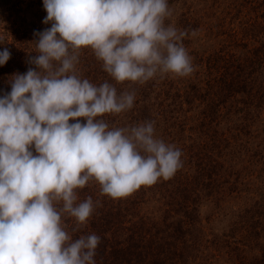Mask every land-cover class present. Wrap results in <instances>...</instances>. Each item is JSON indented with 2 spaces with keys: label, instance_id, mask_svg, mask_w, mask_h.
Here are the masks:
<instances>
[{
  "label": "trees",
  "instance_id": "trees-1",
  "mask_svg": "<svg viewBox=\"0 0 264 264\" xmlns=\"http://www.w3.org/2000/svg\"><path fill=\"white\" fill-rule=\"evenodd\" d=\"M218 1L199 4L203 16L195 9L182 16L185 44L198 27L224 40L214 49L201 44L194 71L174 76L176 84L164 83V76L117 84L90 49L80 51L81 78L135 92L131 109L101 119L110 127L153 121L157 138L182 153V166L170 178L125 197L101 195L94 182L77 190L78 202L92 198L93 213L75 232L74 220H63L73 240L100 237L95 264H264V0H230L225 14ZM0 10L6 13L0 16V50L10 52L0 66L4 94L14 74L35 67L29 63L37 54L34 32L51 25L42 23V0H1ZM235 10L244 12L236 25L219 32L224 15L231 19ZM204 208L209 213L203 217Z\"/></svg>",
  "mask_w": 264,
  "mask_h": 264
},
{
  "label": "clouds",
  "instance_id": "clouds-1",
  "mask_svg": "<svg viewBox=\"0 0 264 264\" xmlns=\"http://www.w3.org/2000/svg\"><path fill=\"white\" fill-rule=\"evenodd\" d=\"M42 3L51 26L34 32L35 67L0 94V264H95L100 237L73 240L63 220L71 217L75 232L93 213L92 198L78 202L77 190L94 182L101 195L125 197L170 178L182 153L157 138L153 121L110 127L101 119L131 109L135 92L81 78L80 51L90 49L117 84L185 77L194 71L187 31L165 24L168 0ZM9 58L0 50V66Z\"/></svg>",
  "mask_w": 264,
  "mask_h": 264
},
{
  "label": "rangeland",
  "instance_id": "rangeland-1",
  "mask_svg": "<svg viewBox=\"0 0 264 264\" xmlns=\"http://www.w3.org/2000/svg\"><path fill=\"white\" fill-rule=\"evenodd\" d=\"M197 1L198 0H175V1L173 0L171 2L169 1L170 3H168V7L171 10V15L166 18L165 24L166 25L172 24L177 29H180L183 27L182 16L191 17L190 11L192 9H195L199 13V16L200 15L203 16V14H205V12H206V8H204L202 5H199V4H203L202 2H206L208 4H205V5L208 6V5H210V3L213 0H209V1L204 0V1L199 2V3H197ZM219 3L222 4V6H223L222 14H225L227 7H229V8L231 7V9H232V5L234 4V1L219 0L218 2H216L214 4H219ZM4 10H0V16L6 15ZM243 13H241L240 11H237V10L232 11L231 19H228V18H230V16L224 15L225 18H222V21L224 23L221 25L222 27H221V30L219 29V32H222V31L227 30L231 27H234L238 21L237 20L238 17H240ZM180 22H181V24H180ZM227 22H228V24H226ZM195 33H196L195 35L191 34L189 36V39L186 41V44H185V41H183V44L186 46V48L189 49V51H190L189 55L192 57L193 60H194V52H196L198 50V48H200L201 44L204 45L203 47L209 46V49L210 48L214 49V48H216L215 47L216 45H218L219 43H222V42H220L221 40L222 41L224 40V37L219 38V36L214 37V40H213V38L210 39V37H207V36H209V32L204 30V29L201 30L199 27L197 28ZM202 38H207L208 40H213L215 43L214 44H211V42H204V43L202 42L201 43ZM218 38H219V40H218V42H216ZM197 43H198V46H197ZM173 77L174 76H172V75H165L163 80H161V79L160 80L163 81L164 83H167V84H169L170 82H172L171 84L178 83L179 81L176 82V79H174ZM208 213H209V210L204 208V210L202 212V216L204 217V216L208 215Z\"/></svg>",
  "mask_w": 264,
  "mask_h": 264
}]
</instances>
